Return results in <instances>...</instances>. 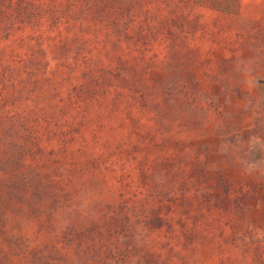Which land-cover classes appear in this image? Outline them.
Returning a JSON list of instances; mask_svg holds the SVG:
<instances>
[{
  "label": "rangeland",
  "instance_id": "1",
  "mask_svg": "<svg viewBox=\"0 0 264 264\" xmlns=\"http://www.w3.org/2000/svg\"><path fill=\"white\" fill-rule=\"evenodd\" d=\"M33 1L0 14V264H264V0Z\"/></svg>",
  "mask_w": 264,
  "mask_h": 264
},
{
  "label": "trees",
  "instance_id": "2",
  "mask_svg": "<svg viewBox=\"0 0 264 264\" xmlns=\"http://www.w3.org/2000/svg\"><path fill=\"white\" fill-rule=\"evenodd\" d=\"M51 4H47L48 0L44 1L41 6H44V4H47L48 10L54 11L55 14L57 12H60L62 14H65L66 11H70L73 6H81L83 5L84 8H89L92 6L94 3L99 4L100 2H106L107 0H65L60 1L59 5L56 6L55 4L57 3L56 0H50ZM182 2H188L187 4H194L195 5H205V6H210L212 8H215L216 10H231V11H236L239 8L240 0H181ZM178 2V0H177ZM36 4L33 0H0V14L4 12L5 9L10 8L18 12L21 16H23V19H29V21H38V18L36 15L39 13L35 8ZM57 16L56 18L54 17L55 22L57 21ZM53 22V21H52ZM52 115L51 112H44V117L48 118ZM17 122V121H16ZM23 123L20 124V127H23ZM23 153L21 152L20 154L18 153V160H16V163H20L22 160ZM25 180L23 183L27 181H31V176L29 178H22Z\"/></svg>",
  "mask_w": 264,
  "mask_h": 264
}]
</instances>
